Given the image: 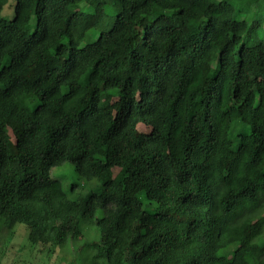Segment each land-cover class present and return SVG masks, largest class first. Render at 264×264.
Returning a JSON list of instances; mask_svg holds the SVG:
<instances>
[{"label":"trees","instance_id":"1","mask_svg":"<svg viewBox=\"0 0 264 264\" xmlns=\"http://www.w3.org/2000/svg\"><path fill=\"white\" fill-rule=\"evenodd\" d=\"M13 1L0 230L87 264H264V0Z\"/></svg>","mask_w":264,"mask_h":264},{"label":"rangeland","instance_id":"2","mask_svg":"<svg viewBox=\"0 0 264 264\" xmlns=\"http://www.w3.org/2000/svg\"><path fill=\"white\" fill-rule=\"evenodd\" d=\"M230 3L238 10H243L242 15L249 8L254 10L250 0H229ZM14 1L5 7L3 16L11 19L14 15ZM252 11L247 15V20L253 18ZM239 15V14H238ZM264 36V30L260 33L259 38ZM144 131L149 129L143 128ZM51 177L59 179L64 185V189L70 192V197L85 202L87 197L97 194L100 190L99 183L95 179L88 180L78 174L74 166L70 163H62L51 170ZM73 188V189H72ZM145 207L150 208L148 203ZM84 241L78 242V246H83ZM264 245V239L261 240ZM87 252L72 251L65 252L58 250L56 254H48L46 251L33 249L26 239L25 229L17 225L16 229L9 233L6 229L0 230V264H87Z\"/></svg>","mask_w":264,"mask_h":264}]
</instances>
